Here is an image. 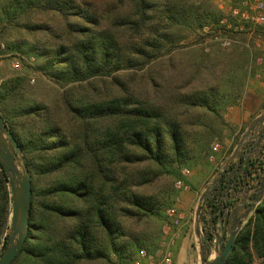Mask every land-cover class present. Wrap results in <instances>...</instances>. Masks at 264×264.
<instances>
[{
  "label": "trees",
  "instance_id": "1",
  "mask_svg": "<svg viewBox=\"0 0 264 264\" xmlns=\"http://www.w3.org/2000/svg\"><path fill=\"white\" fill-rule=\"evenodd\" d=\"M110 5L103 14L87 0H0V44L33 54L57 87L45 101L27 91L25 76L0 82V114L32 190L28 233L10 264H134L141 249L156 248L175 182H187L182 169L208 165L213 140L232 127L223 112L242 95L250 52L233 45L190 49L182 62L177 52L164 58L188 36L225 29L214 0ZM22 31L36 38L12 37ZM207 205L216 226V193ZM10 213L0 165V254ZM202 228L208 256L214 236L206 216ZM256 260L264 264V196L225 264Z\"/></svg>",
  "mask_w": 264,
  "mask_h": 264
},
{
  "label": "rangeland",
  "instance_id": "2",
  "mask_svg": "<svg viewBox=\"0 0 264 264\" xmlns=\"http://www.w3.org/2000/svg\"><path fill=\"white\" fill-rule=\"evenodd\" d=\"M96 5V9L103 14H106L110 9V0H87ZM215 4L223 10L225 16L221 21V24H225V29L212 30L206 34L207 29L203 32H199L198 36L192 35L184 38L179 47L174 49L173 52L164 56L168 58L174 53H179L177 57L178 61L188 59V50L196 49L199 52L207 53L211 48H223L230 49L233 45L245 47L250 52V60L247 65V78L245 81L244 89L241 97L238 99L235 105L228 106L224 112L223 117L227 122H232L229 118L231 116V109L237 108V119H241L243 122L241 130H237L232 126L227 133L221 138H215L211 146H216L215 154L209 157L208 165H197L192 169L183 168L188 170V173L183 176L187 182H182L186 189L183 187L177 188L178 194L175 198V202L172 207H176L179 212L184 216L183 218V232L178 236L181 237L186 229L190 227L191 234L188 240L187 257L183 264H199L198 243L193 232L194 214L197 206V201L200 193L206 186V184L213 177L220 163L230 154H227L230 149H233L237 140V136L241 135L243 130L249 121L261 110L264 106V24H260L258 21L252 18L256 14L254 11V0H243L242 6H232L231 0H214ZM264 4V0H263ZM264 13V8H263ZM234 20L236 26L232 25ZM231 29L233 31H231ZM208 32V31H207ZM14 38H24L27 40H33L36 35L32 36L25 31L20 34H12ZM15 62L19 63L18 67H14ZM37 64L36 57L31 53H22L20 51L6 50L5 46L0 44V82L3 79L13 77L17 74L25 76L28 80V92L38 98L39 100L48 101L56 97L57 87L45 76H43L35 67ZM135 72V70H132ZM138 75H143L145 72H137ZM140 77V76H137ZM241 132V133H240ZM239 138V137H238ZM235 143V144H234ZM232 151V150H231ZM224 159L221 158L226 155ZM219 155V157H218ZM176 183V182H175ZM188 194V195H187ZM184 196V204L182 197ZM188 208H184L185 205ZM166 214V211H165ZM168 223V217L164 223L160 226L159 238L156 248L153 251H147L152 255V264H165L163 262V252L165 250V242L170 234L164 232V226ZM219 223L216 225V229L219 228ZM151 228L147 224L144 225L145 231ZM174 230V228H172ZM171 230V231H172ZM219 230V229H218ZM193 232V233H192ZM175 245L171 248L172 261L174 264L177 240ZM214 239L210 245V251L208 256L213 255ZM94 264H112L111 262H99ZM139 264H149L148 260L140 259ZM253 264H258L257 260Z\"/></svg>",
  "mask_w": 264,
  "mask_h": 264
},
{
  "label": "water",
  "instance_id": "3",
  "mask_svg": "<svg viewBox=\"0 0 264 264\" xmlns=\"http://www.w3.org/2000/svg\"><path fill=\"white\" fill-rule=\"evenodd\" d=\"M255 134L256 138L254 139ZM263 138L264 106L249 121L230 154L220 163L217 171L199 195L193 222V231L198 243L199 264L226 263L238 231L264 196L263 164L254 179L252 187L243 188L241 191H235L234 188H231L228 198H237V201L233 206L227 207L223 213L219 211V230L213 225L210 208L207 205L208 199L213 195L216 186L226 172H228V177L233 176L234 181L238 176L243 177L244 169L247 167L248 162L252 161L257 155ZM252 139H254V142L250 144ZM242 156L243 161L241 162ZM234 161L236 166L228 169ZM240 163H242L241 166ZM0 165L7 176L11 190L10 223L5 244L0 254V264H10L22 249L28 233L32 195L31 173L20 145L1 114ZM261 176L263 178L260 181ZM256 188L255 195L250 196L249 191ZM221 197L224 198L225 196L221 195ZM204 216L207 217L208 226L214 236L213 255L211 256H206L203 245L202 219Z\"/></svg>",
  "mask_w": 264,
  "mask_h": 264
},
{
  "label": "flooded vegetation",
  "instance_id": "4",
  "mask_svg": "<svg viewBox=\"0 0 264 264\" xmlns=\"http://www.w3.org/2000/svg\"><path fill=\"white\" fill-rule=\"evenodd\" d=\"M256 138V134L254 139ZM254 139L250 141V144L254 142ZM243 161V156L241 159V162ZM242 163H240L241 166ZM264 164V138L262 139L261 146L259 148V151L257 152V155L253 158L252 161L248 162L247 167L244 169V175L238 176L236 181H234L233 176L228 177V172H226L218 185L216 186L214 193H216V200L218 203V213L221 211L222 213L225 211L227 207H231L235 204L237 201V198L230 199L228 198V193L231 191V188H234L235 191H241L243 188L247 189L248 187H252L254 185V179L257 177L258 171L262 168V165ZM236 166V162H232L230 164L229 168H233ZM227 169V170H228ZM245 176V178H244ZM263 176H261L260 181L262 180ZM257 188L254 190L249 191L250 196L255 195V191ZM213 193V194H214ZM221 195H224L225 197L222 198ZM219 223V221H218ZM218 225V224H217Z\"/></svg>",
  "mask_w": 264,
  "mask_h": 264
},
{
  "label": "built area",
  "instance_id": "5",
  "mask_svg": "<svg viewBox=\"0 0 264 264\" xmlns=\"http://www.w3.org/2000/svg\"><path fill=\"white\" fill-rule=\"evenodd\" d=\"M253 8L256 14L252 16V18L258 21L260 24H264L263 0H254ZM13 66L18 67L19 63L15 62ZM212 148L214 151L217 149L216 146H213ZM182 173L186 175L188 173V170H183ZM175 186L177 188L183 187L184 189H186V186H184L181 179H178L176 181ZM166 215L168 217V223L164 226V232L170 235L167 237V240L165 242V250L163 252V262L165 264H171L172 261L171 248L175 245L178 236L183 232L184 223L182 220L184 216L181 212L177 210L175 206L168 208L166 210ZM172 228H174V230H172ZM152 258L153 257L150 253H148L145 249H141L138 253V259L134 262V264H139L140 259H146L148 260L149 264H152L151 263Z\"/></svg>",
  "mask_w": 264,
  "mask_h": 264
},
{
  "label": "crops",
  "instance_id": "6",
  "mask_svg": "<svg viewBox=\"0 0 264 264\" xmlns=\"http://www.w3.org/2000/svg\"><path fill=\"white\" fill-rule=\"evenodd\" d=\"M236 114H238V110H237V108L234 107L231 109V116L229 118L232 122H229V123L232 124V126L236 127V129L239 131V130H241L243 122H240L241 119H237L238 116ZM182 200H183V204H184V201H185L184 196L182 197ZM184 208L187 209L188 205L186 204ZM190 234H191V229H190V227H188L186 229L185 233L181 237L178 238L176 251L174 252V255H175L174 264H183V262L186 260L188 240H189Z\"/></svg>",
  "mask_w": 264,
  "mask_h": 264
}]
</instances>
